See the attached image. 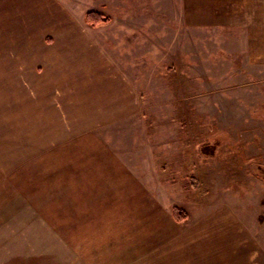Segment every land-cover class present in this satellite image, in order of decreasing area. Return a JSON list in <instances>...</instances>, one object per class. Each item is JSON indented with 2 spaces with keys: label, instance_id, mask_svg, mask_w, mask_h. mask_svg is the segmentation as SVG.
Listing matches in <instances>:
<instances>
[{
  "label": "rangeland",
  "instance_id": "rangeland-1",
  "mask_svg": "<svg viewBox=\"0 0 264 264\" xmlns=\"http://www.w3.org/2000/svg\"><path fill=\"white\" fill-rule=\"evenodd\" d=\"M60 1L130 87L124 117L102 127L99 141L136 177L98 181L102 171L95 168L87 171L91 180L82 169L72 175V161L85 159L58 147L47 151L52 133L30 106L35 60L0 56V264H85V235L74 229L85 195L137 193L132 181L144 183L172 215L157 218L158 227L189 244L187 256L173 244V259L264 264V0ZM13 3L0 9V33L27 16L28 8ZM88 13L101 23L88 24ZM177 209L188 218L178 221ZM125 220L124 241L114 231L108 247H122L130 258L136 221ZM117 252L107 250L108 258Z\"/></svg>",
  "mask_w": 264,
  "mask_h": 264
},
{
  "label": "crops",
  "instance_id": "crops-1",
  "mask_svg": "<svg viewBox=\"0 0 264 264\" xmlns=\"http://www.w3.org/2000/svg\"><path fill=\"white\" fill-rule=\"evenodd\" d=\"M11 2H14L15 7L19 4L21 8H28V13L24 21L15 17L12 25L0 33V38L5 40V44L1 45L5 54L0 56L8 59L35 60V69L32 72L36 79L34 86L37 97L36 104L31 103L30 106H37L42 116L40 120L47 123L44 125L49 129V133H52V139L50 137L49 141L52 145L47 146L46 150L53 153L58 147V150L62 149L61 152L68 151L72 155L79 152L85 161L77 162L75 158L70 170L72 175L73 171L84 170V180L92 179V174L87 171L94 168L102 171L101 174L95 175L98 181L105 177H116L119 184L128 174L136 177L128 167L125 168L117 155L107 151L99 141L100 129L124 117V100L128 95L132 96L124 74L114 68L110 57L98 48L91 35L81 34L77 29L79 23L72 16L74 14L71 15L68 5L62 11L60 0H0V9L11 5ZM62 12L66 17H62ZM20 32L26 34L24 39L13 38ZM7 36L11 43L5 39ZM34 41L36 45L32 44ZM16 42L21 43L19 48ZM50 42L52 43L49 44ZM75 64L78 65V70L71 71L70 65L76 67ZM9 67L15 66L11 64ZM17 67L25 71L24 65ZM62 139L67 140L62 142ZM110 164L115 173L108 172ZM132 182L133 190L139 189L137 193H119L117 189L118 193L109 190L103 194H95L94 197L92 195L91 199H88L90 195H85L86 205L84 215L80 214L79 227L76 225L77 220L74 223L76 233L83 231L85 235V264H189L187 258L184 262L173 259L172 251L173 244L176 243L183 250V256L190 255L189 252L185 253L190 249L189 244L173 242L172 237L165 233V227H158L161 223H158L157 218L172 219V215L157 205L156 197L144 183L142 185L138 182V187L135 181ZM72 184L75 186L76 196V178ZM125 201L132 203L124 206ZM113 202L116 203L115 207L110 204ZM119 202L121 204H118ZM140 202H145L144 209H141ZM143 213L144 216L141 215ZM125 215L133 217V221H136L135 226H131L136 230L129 245L127 243L126 252L130 258L123 257L122 247H108L114 231H117V234L120 232V237L123 234L127 221ZM142 216L145 217V222L139 227L137 218ZM130 225H133L132 221L127 224ZM121 239L124 241V238ZM115 242L119 244L118 236ZM109 249L118 251L116 259L108 258ZM216 261L210 264H217Z\"/></svg>",
  "mask_w": 264,
  "mask_h": 264
},
{
  "label": "trees",
  "instance_id": "trees-1",
  "mask_svg": "<svg viewBox=\"0 0 264 264\" xmlns=\"http://www.w3.org/2000/svg\"><path fill=\"white\" fill-rule=\"evenodd\" d=\"M86 22L88 24H94V25H97L99 23H101V19L99 18V16L96 14V13H88L86 15ZM175 218L178 220V221H184L188 218V214L183 212V211H180V210H175L174 212V215Z\"/></svg>",
  "mask_w": 264,
  "mask_h": 264
}]
</instances>
